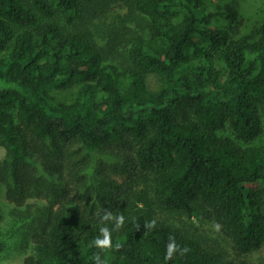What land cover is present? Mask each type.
<instances>
[{"label":"trees","instance_id":"obj_1","mask_svg":"<svg viewBox=\"0 0 264 264\" xmlns=\"http://www.w3.org/2000/svg\"><path fill=\"white\" fill-rule=\"evenodd\" d=\"M242 22L237 0H0L21 264H264V18Z\"/></svg>","mask_w":264,"mask_h":264},{"label":"rangeland","instance_id":"obj_2","mask_svg":"<svg viewBox=\"0 0 264 264\" xmlns=\"http://www.w3.org/2000/svg\"><path fill=\"white\" fill-rule=\"evenodd\" d=\"M231 0H213V2H218L220 4L228 3ZM238 1V10L239 14L242 17V32L248 31L254 24L259 22L264 18V0H237ZM70 92H58V99L61 101H67L70 99ZM4 154V149L0 145V157ZM11 207V204L6 200L3 194V188L0 187V240L3 239L6 243L5 249L0 251V264H21L22 259L25 255L24 249L20 247L19 235L16 233L9 234L4 236V230L7 231L9 223L10 215L8 214V210ZM252 260H262L264 258V245L257 252L252 254Z\"/></svg>","mask_w":264,"mask_h":264}]
</instances>
